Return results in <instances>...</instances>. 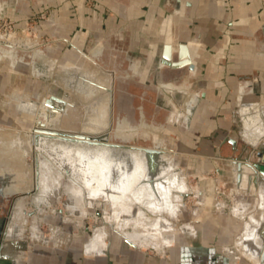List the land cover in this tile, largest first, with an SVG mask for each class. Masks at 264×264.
<instances>
[{"label": "rangeland", "instance_id": "374dc122", "mask_svg": "<svg viewBox=\"0 0 264 264\" xmlns=\"http://www.w3.org/2000/svg\"><path fill=\"white\" fill-rule=\"evenodd\" d=\"M256 1L259 5L263 4L260 0ZM49 17L50 14L38 13L22 20L0 14V74L5 76V85L0 89L1 264H4V258H7L4 255L5 250L14 244L15 246L19 244L16 246L18 253L14 255L10 250L9 253L13 255L10 264H161L171 256L155 253V249L152 248L155 247V241L161 243L160 250L169 246L182 247L183 242L199 246L202 243L200 236L197 234L190 237L187 233L198 229L207 216L210 218L217 216L219 210L221 211L219 207L221 203L230 204L246 192L238 189L236 174L233 172L229 157L255 164L259 159L258 152L264 155V141L253 145L246 138L240 121L231 126L226 122L219 123L218 128L210 127L204 125V119L200 121L198 114L193 118L192 125L187 126L183 123L184 120L188 122L185 119L187 115L177 119L176 113H172L170 108L160 103L157 91L161 85L168 83L183 87L184 83L189 81L183 77V73L165 70L156 72L155 75L154 66L146 78L135 74L131 71L133 63L129 59L141 61L145 57L140 56L141 53L147 52L135 46L115 48L117 52H111L114 54L107 63L99 60L94 62L93 55L98 48L93 46L76 48L68 45L71 43L69 40L67 42L64 40L65 44L61 46L59 40L55 38L57 35L50 34L51 37L41 35L39 26ZM22 22L25 26L19 27ZM257 36L259 35L257 34L254 40L256 55L264 60V46ZM9 51L12 55L10 58L7 56ZM75 51H78L80 57L75 56L77 55ZM42 53L44 56L41 57ZM104 54L110 55L109 50ZM119 54L126 55L128 60L120 64ZM13 59H16L15 65L11 63ZM38 64L48 66L53 64V67H49L47 74H42L47 76L43 77L36 73ZM81 64L97 78L92 79L97 89L95 88L96 91L90 96L69 88L64 81L68 76L65 68ZM105 78H111L110 81H104L108 82L107 84L102 82ZM192 82L199 86L198 79H193ZM110 89L112 94L107 96L111 106L108 114L109 123H105L104 126L101 119L95 118L91 108L94 107V102L99 101L97 111H101L105 96L101 93L109 94ZM52 96L62 98L67 104L70 103L71 107L66 111L65 108L61 110L56 106L47 108L45 100L51 99ZM169 97L179 111L183 114L189 113L185 104L194 95L186 98L184 102L172 99L170 95ZM30 100L38 102L39 107L32 113H24L21 111V104ZM205 114L208 116L209 110ZM202 116L204 118V115ZM120 121L127 122L128 125L119 126ZM37 135L57 140L73 137L76 140H86L85 143L89 142L87 140H94L115 144L116 149L127 150L128 154L136 155L140 161L143 160L141 148L159 150L169 163L165 175L168 177L167 181L171 185L174 182L185 183L187 189L185 193H181L187 194L186 198L181 196L178 211L174 213L165 211L169 214L170 223L162 217L163 212L155 225V213H148L150 211L148 209L142 223L135 224L130 220V224L127 223L128 226L124 229L129 234H141V238L138 239H142V242L138 243L136 249L125 247L122 238L124 231L118 232L111 225L112 222L104 220L105 211L112 210V213L114 211L110 203L99 199L102 206L93 207L85 206L84 201L79 202L76 199L77 207L65 206L73 191H78V197L86 196L88 193L86 191L90 188L84 183V179L77 178V181L71 174L58 168L56 170L61 172V178L58 177V182H54L53 168L49 160L44 158L42 161H47L45 165L48 166L42 167L41 173H38L35 144ZM232 139L237 141L236 146ZM206 140L211 142L206 143ZM91 145H95L94 148L90 147L91 149H97L96 147L103 144ZM105 146L110 148L108 145ZM152 160L154 162V159ZM164 162L163 159L159 160V164L164 165ZM247 177L248 180L239 185L256 188V176ZM38 186L41 190L47 189L52 196L57 188L60 191L64 190L58 198L60 204L54 206L46 204L41 198L39 200L35 198ZM63 186L67 188L64 189ZM74 208L86 211V216L79 214L75 216ZM120 217V221L125 220L123 214ZM162 222L165 223L164 226L160 225ZM105 230L107 236L104 238L103 247L100 246L102 250L88 251L90 244L104 235ZM166 230L169 232L164 237L155 238L157 235L155 231L161 233ZM16 231L18 237L14 234ZM171 234H175V240L167 245L166 239L173 240L172 236H169ZM49 237L52 239L47 241Z\"/></svg>", "mask_w": 264, "mask_h": 264}, {"label": "crops", "instance_id": "0c3cea01", "mask_svg": "<svg viewBox=\"0 0 264 264\" xmlns=\"http://www.w3.org/2000/svg\"><path fill=\"white\" fill-rule=\"evenodd\" d=\"M260 1L262 5L256 0H0V14L22 20L33 14H50L39 26L41 35H57L55 38L61 46L65 44L64 40H69L68 45L76 48H98L93 55L94 62L111 61L114 54L111 52H117V47L135 46L146 50L140 55L145 56L141 61L129 59L133 63L132 72L146 78L155 66V75L170 70L183 73V77L189 79L183 87L168 83L157 90L160 103L176 113L177 119L187 115L188 122L184 120L183 123L190 126L199 114L200 121L204 119V125L210 127L226 122L231 126L240 121L252 144L262 135L259 144L264 138L261 134L264 130V60L256 55L254 40L258 34L264 46V0ZM24 26V22L19 24V27ZM107 50L110 55L104 54ZM7 53L9 58L12 57L10 51ZM76 53L74 55L80 57L78 51ZM15 55L14 52V58ZM118 56L120 64L128 60L124 54ZM11 63L15 65L16 59ZM174 64L180 66L175 68ZM49 67L53 64L36 65L37 75L47 76L42 74ZM65 70L67 77L70 76L64 78L69 88L85 96L94 94L97 87L92 79L97 78L84 68V64L67 66ZM4 79L5 76L0 74V89L5 85ZM110 79L105 78L102 82ZM193 79L199 80V86L193 84ZM101 94L105 95L103 108L97 111L99 101H96L91 111L105 126L109 123L111 110L107 96L112 94V89L109 94ZM168 94L183 102L194 95L185 104L189 113L179 111ZM196 99L198 102L193 110ZM32 102L35 101H23L21 111L32 113ZM123 124L128 125L120 121L119 126ZM231 141L237 145L235 139ZM208 142L211 141L206 140ZM163 160L164 171H167L169 163L165 158ZM236 182L238 189L246 192L230 204L221 203L217 216H207L198 229L187 233L190 237L200 236L202 243L199 246L183 242L182 247L169 246L160 250L161 243L155 241V247L152 246L155 253L171 256L161 264H264V187L240 186L237 176ZM173 185L169 184L166 191H161L170 194L171 205L167 211L172 213L177 210L173 208L176 206L173 198L176 183ZM184 186L183 191L187 189L186 184ZM133 203L129 206L136 205ZM165 211L162 217L170 223ZM159 216L155 212V225ZM168 232L155 231V238L164 237ZM169 236L173 240L166 239L167 245L176 237L175 234ZM124 239L123 245L130 247Z\"/></svg>", "mask_w": 264, "mask_h": 264}, {"label": "bare ground", "instance_id": "6f19581e", "mask_svg": "<svg viewBox=\"0 0 264 264\" xmlns=\"http://www.w3.org/2000/svg\"><path fill=\"white\" fill-rule=\"evenodd\" d=\"M197 102L198 100L193 103L194 105L193 110H195V105L197 104ZM48 103L49 104H47V100H45V105L47 106V108L49 107L53 108L56 106L60 108L61 110L62 108L63 109L65 108L66 110L70 105V103L67 104L65 100H63L62 98L58 96H56L54 99H50ZM38 107H39L38 102H32V107H31L32 112ZM263 131L261 132V134L262 133L264 134ZM261 136L262 135H259L258 139L256 138L253 141V144H257ZM35 137H36L35 144H36L37 154H38L37 159H36L37 161L36 170L38 171L39 174L41 173L42 167L45 168L46 166H48V165H45L47 161L45 162L42 161L43 158L48 159L50 166L53 168V174L55 175L53 179L54 182H58V179H59L58 177H60L61 175V172L58 170H62V171L65 170V172H68L69 174L73 176L72 177L73 179L74 177L76 180L77 178L84 179V183L88 185L90 188L89 190L86 189L87 190L86 192L88 193L84 197H78L79 196L77 193L78 191L76 192L73 191L74 193L72 192V195L70 194L71 197L68 199L69 202L68 201L66 203L64 202L66 207L71 208L70 206L72 205L76 206L75 202L77 201L79 202L84 201L85 206H89V205H92L93 207L95 206L97 207L99 205L102 206L101 200L99 201V199H102L105 202L110 203V206L114 208L113 213H112V210L110 212L108 211L104 212V220L107 222H112L113 224L111 225H113L114 228L118 232L119 231L123 232V230H125L124 227L128 226L127 223L130 224L132 220L135 222V224L142 223L144 221L145 213L148 212L146 211V209L150 210L148 213L153 214L157 212L158 215L162 214L165 210L170 209V207H168L171 204L170 194H167V192L166 193L161 192L165 190L166 188H168L170 183L166 179L168 177L165 176L166 171H164V167H163L164 165H162V163L159 164V160L163 159L162 154L161 152H159V150H146V149L141 148L140 149V151L142 150L141 158H143V160L140 161V159H138L136 155L128 154L127 150L116 149L115 147L117 146H115V144H106L104 142H96L94 140H87L89 142L85 143L84 141L86 140H81V139L76 140L75 138H68V137H67L68 139L58 138L59 140L50 139L47 136L37 135ZM62 137H65V136H62ZM70 139H73V140H70ZM94 143L103 144V145L102 146L99 145L98 147H96L97 149H91L90 147L94 148L95 145H91ZM105 145H108L110 148L106 147ZM119 147H123V146H119ZM123 154L125 156H123ZM151 159H154V162H156L155 166H154L153 160L151 161ZM231 162L233 164L232 165L233 172L234 174H236L237 181L240 185L242 184V182H245L246 180H248L247 176H250V178L251 176H256V179H257L256 187H258V185L264 187V174L262 172L257 171L254 166H252L250 163L245 162V161H236L232 159ZM38 178H39V181L41 182V179L39 176ZM184 184L185 183H182L180 186V184L177 182L176 185L178 186L175 185L176 195H174L173 198H174V203H176V206H174L173 208H176L177 211L179 210L178 203L181 201L180 200L181 196L187 195V194L181 193V192H184L183 191L185 188ZM67 186L66 187L63 186L62 188L65 189L67 188ZM78 186H76V188ZM62 191H60L57 188L54 196H52L49 194V192H47V189L44 188L41 190V187L38 186V188L36 187V192L38 193L36 194L37 196L35 198H37L38 200L39 198H41V200L45 202L46 204L57 206V204H60L58 198H59V195H61L60 193H62ZM133 201L136 202L135 203L136 205L129 206V204H134ZM161 203L165 205H161ZM45 206H48V205H45ZM75 211H73L74 212L73 214H75V216L76 214L84 215V216H86L87 214L86 211H79L78 209H75ZM174 211L176 210L174 209ZM70 214H72V212ZM121 214L124 215L125 220L123 219L120 221L119 218H121L120 217ZM152 224H151V227H152ZM160 225L164 226L165 223L162 222ZM14 227L15 226L13 224V228ZM139 229L141 228L139 227ZM17 232L18 231L14 232V234ZM12 233H13V230H12ZM14 234H13V237L15 235L17 237L19 236L17 234L15 235ZM38 236L40 237L41 235H38ZM106 236H107V232L105 230L104 235L98 238L96 242L93 241V243L90 244L88 251L100 252L102 250L100 246L102 245L103 247V245L105 244L104 238ZM122 238H125L126 240L125 239L124 240L128 242V245L133 248H138V243L142 242L141 241L142 239L139 240L141 238V234L133 235V234L127 233V231L123 232ZM51 239L52 238L49 237L47 238V241H50ZM16 246L14 244V245L7 247V249L5 250V254H4L7 258H4L5 260L4 264H10L12 262L10 259L13 255L10 254L9 252L11 250V252L14 255L18 253Z\"/></svg>", "mask_w": 264, "mask_h": 264}, {"label": "water", "instance_id": "95a60500", "mask_svg": "<svg viewBox=\"0 0 264 264\" xmlns=\"http://www.w3.org/2000/svg\"><path fill=\"white\" fill-rule=\"evenodd\" d=\"M169 55V54H168ZM180 66V64H174V67L176 68V67H179ZM56 96H52V98L51 99H54ZM50 99H48L47 100V104H49L48 103V101H49ZM73 138V137H72ZM264 141V140H263ZM258 157H259V159L256 161V163L255 164H252V163H250V162H248V163H250L252 166H254L255 167V169L257 170V171H260V172H262L263 174H264V155H263V153L262 152H258ZM230 158V160L232 161V159L233 160H236V161H243V160H239L238 158H236V157H229ZM245 162H247V161H245ZM233 165V164H232ZM184 198H186V195L185 196H183Z\"/></svg>", "mask_w": 264, "mask_h": 264}, {"label": "flooded vegetation", "instance_id": "af4514ba", "mask_svg": "<svg viewBox=\"0 0 264 264\" xmlns=\"http://www.w3.org/2000/svg\"><path fill=\"white\" fill-rule=\"evenodd\" d=\"M0 260L2 261L1 256H0ZM0 264H1V262H0Z\"/></svg>", "mask_w": 264, "mask_h": 264}]
</instances>
